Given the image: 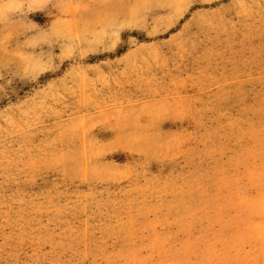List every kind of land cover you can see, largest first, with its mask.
I'll return each instance as SVG.
<instances>
[{
  "label": "rangeland",
  "instance_id": "rangeland-1",
  "mask_svg": "<svg viewBox=\"0 0 264 264\" xmlns=\"http://www.w3.org/2000/svg\"><path fill=\"white\" fill-rule=\"evenodd\" d=\"M0 264H264V0H0Z\"/></svg>",
  "mask_w": 264,
  "mask_h": 264
}]
</instances>
